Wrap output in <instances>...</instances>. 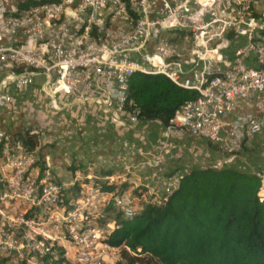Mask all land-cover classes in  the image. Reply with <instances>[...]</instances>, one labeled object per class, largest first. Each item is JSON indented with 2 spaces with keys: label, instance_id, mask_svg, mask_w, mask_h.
<instances>
[{
  "label": "built area",
  "instance_id": "1",
  "mask_svg": "<svg viewBox=\"0 0 264 264\" xmlns=\"http://www.w3.org/2000/svg\"><path fill=\"white\" fill-rule=\"evenodd\" d=\"M20 1L0 0V106L12 102L10 84L23 89L38 76L54 108L67 95L130 127L141 120L129 110L135 73L162 74L197 97L162 125L159 147L121 139L116 157L102 159L112 171L64 180L39 145L31 150L0 128V264H128L124 249L146 254L109 242L117 225L108 210L132 218L137 203L166 204L185 174L153 183L149 176L175 159L173 140L213 144L226 155L209 165L216 168L264 150V0ZM141 168L149 174L139 183ZM254 172L264 199V171ZM103 183L130 187L108 191Z\"/></svg>",
  "mask_w": 264,
  "mask_h": 264
},
{
  "label": "trees",
  "instance_id": "2",
  "mask_svg": "<svg viewBox=\"0 0 264 264\" xmlns=\"http://www.w3.org/2000/svg\"><path fill=\"white\" fill-rule=\"evenodd\" d=\"M45 1L22 0L20 7ZM129 86L134 101L129 110L135 109L141 119L162 124L197 97L195 91L162 74L135 73ZM17 135L31 150L39 145L29 131ZM261 184L262 178L255 172L235 166H197L183 176L165 205L144 203L132 218L110 207L108 213H115L117 226L109 242L134 251L141 248L146 254L134 256L124 249L122 259L128 264H264ZM102 185L108 191L130 187V183Z\"/></svg>",
  "mask_w": 264,
  "mask_h": 264
},
{
  "label": "crops",
  "instance_id": "3",
  "mask_svg": "<svg viewBox=\"0 0 264 264\" xmlns=\"http://www.w3.org/2000/svg\"><path fill=\"white\" fill-rule=\"evenodd\" d=\"M8 92L12 95V102L0 106V128L13 130L16 134L22 133L23 127L40 128L42 134L38 138L39 153L52 158L54 172L62 180L68 177L65 176V171L89 174L100 169L98 163L105 167L102 159L116 157L121 139L160 146L161 122L141 119L137 125L131 127L120 125L106 116L97 105L78 104L67 95L60 96V106L54 108L41 88L40 76L23 89L10 84ZM20 101L26 104L21 110L17 109ZM67 137L74 138L72 141H64ZM97 138L99 142L95 145ZM172 143L175 159L158 170L155 176H149L152 183L165 181L164 179L175 173L186 174L197 166L212 165L226 156L213 144L190 135L175 139ZM240 157L241 161L236 163L238 168H246V171L252 172L256 168L264 171L262 147L246 150ZM74 167L77 168L74 170ZM105 170L112 171L107 167ZM148 174L145 168H141L135 171L133 177L141 183Z\"/></svg>",
  "mask_w": 264,
  "mask_h": 264
},
{
  "label": "rangeland",
  "instance_id": "4",
  "mask_svg": "<svg viewBox=\"0 0 264 264\" xmlns=\"http://www.w3.org/2000/svg\"><path fill=\"white\" fill-rule=\"evenodd\" d=\"M5 72H6V70H3V71H0V78H1V76L3 75V74H5ZM30 107H31V105H29ZM24 107H26V104L23 102V101H20V104L18 103V105H17V109H19V110H21L22 108H24ZM26 117V116H25ZM72 138H74V137H67V139H65L64 138V141L65 140H67V142L68 141H72L73 139ZM99 141H98V138L95 140V142H94V144L95 145H97V143H98ZM246 157V156H245ZM244 157V158H245ZM240 158L241 157H238L236 160H235V162L233 161V163L232 164H229L230 166H237V164L236 163H239V161H241L240 160ZM98 163V162H97ZM99 164V165H98ZM98 164H96V165H98V167L100 168V169H98V170H96V172L97 171H101V172H105L106 170H105V167H103V165L102 164H100V163H98ZM238 167V166H237ZM239 168H241V167H239ZM243 170H247L246 168H243ZM256 170H259V169H254L253 171H256ZM62 171H64V169H62ZM91 172H95V171H91ZM66 175L65 176H68L71 172H64ZM138 182H139V180H138ZM263 193H264V190H263ZM142 204H144V203H142V202H140V203H137V205H138V207L140 208V206L142 205ZM110 215H111V217H114L115 218V213L113 212V213H109Z\"/></svg>",
  "mask_w": 264,
  "mask_h": 264
}]
</instances>
